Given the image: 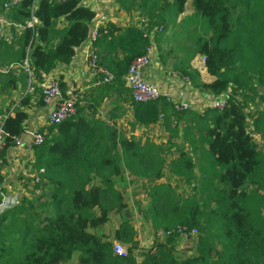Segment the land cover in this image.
Returning a JSON list of instances; mask_svg holds the SVG:
<instances>
[{
  "label": "trees",
  "instance_id": "16d2710c",
  "mask_svg": "<svg viewBox=\"0 0 264 264\" xmlns=\"http://www.w3.org/2000/svg\"><path fill=\"white\" fill-rule=\"evenodd\" d=\"M6 1L0 0V15L20 26H10L9 40L0 38V92L10 93L26 75L9 65L26 59L40 79L68 64L86 41L96 13L82 0H19L7 10ZM188 1L115 0L147 23L108 21L99 26L94 46L99 63L115 75L112 83L97 86L98 94L115 95L110 111L127 103L131 127L160 125L172 135L184 125L189 150L177 147L168 169L192 193L158 182L165 168L162 147L142 145L95 118L98 105L74 90V115L38 129L44 140L33 146L37 159L31 180L39 193L29 189L30 198L22 196L19 204L0 213V264H264V148L248 131L251 123L255 133L264 135V108L257 104L264 103V92H259L264 88V0H190V13ZM160 26L155 40L167 45L160 51L162 64L171 59V69L193 88L225 94L223 109L179 112L163 99L132 100L123 76L149 46L147 33ZM196 56L204 57L212 81L204 82L191 64ZM58 83L65 92L61 79ZM30 97L23 94L14 114L3 119L2 162L25 131L28 113L22 107ZM85 110L89 116L81 115ZM124 170L150 184L142 216L155 234L177 226L196 231L190 254H177L181 236L176 233L156 234L149 247H141L127 219L112 237L98 231L128 207L115 179ZM114 240L126 246L125 255L113 252Z\"/></svg>",
  "mask_w": 264,
  "mask_h": 264
},
{
  "label": "crops",
  "instance_id": "0c3cea01",
  "mask_svg": "<svg viewBox=\"0 0 264 264\" xmlns=\"http://www.w3.org/2000/svg\"><path fill=\"white\" fill-rule=\"evenodd\" d=\"M82 4L91 8L95 11L96 16L93 23L98 22L99 24H104L108 21L113 22L119 26H125L130 23L137 24L139 18L141 17L137 11H124L115 0H82ZM192 11L191 1L187 3V12ZM5 15V14H4ZM16 29L19 30L20 26H16ZM11 37L10 30L8 34L3 36L4 39L9 40ZM155 55L152 59V63L147 66L145 69V78L149 82L155 84L161 89H172L176 85L182 83V77L178 76L176 72L171 69V65L168 60L166 64H162L160 59V48L165 49V42L161 38L155 40ZM173 62V61H172ZM191 64L199 70L200 77L204 82H210L214 79L213 76L209 75L205 68L200 64V56H196ZM16 74H19V70L14 69ZM56 76L58 79L65 84L66 90L77 91L79 93H85L86 96L93 100L97 105L100 100V106H97L95 118L103 120L108 124H113L116 128L128 137H133L135 140L139 141L142 145H152L157 147H162L164 149V159H165V168L164 175L158 182H166L167 179L176 178L171 172H169L168 163L177 158V147L183 146L186 150H189L188 141L182 137V129L184 128L183 124L178 126L177 135H172L168 130L162 128L160 125H151L148 127L134 126L131 127V120L133 117L131 107L127 103L119 102V109L117 111H110L111 105L116 100L115 95L109 94H98V87L93 84V76L91 70L88 68L86 63V45L85 42L76 49L75 56L68 64H60L52 69L47 77ZM189 86L198 93L211 95L209 92L200 91L193 88L190 84ZM26 90V81H18L16 90L5 93L0 92V116L4 118L6 115L14 114L12 110L13 106L17 107L19 101ZM259 92H264V88L260 87ZM96 93L98 95V101L96 98ZM28 105L23 106L22 109L26 110L28 117L25 121V129H36L45 128L48 126L46 124V115H47V106L39 98V95H31ZM90 103H92L90 101ZM260 108H264V103L260 104ZM250 112L254 113V106L249 104ZM90 112L88 110L82 111L81 115L89 116ZM254 131V130H253ZM171 134V135H170ZM253 139L259 144L260 147L264 148V135L255 133ZM5 160L0 164L1 168V180H2V189L6 193L19 192L21 196L27 194L28 185H32L31 178L33 177L35 170L34 164L37 159V156L29 148L19 146L11 147L6 151L4 156ZM16 171V172H15ZM19 171V172H18ZM15 174V176H14ZM22 175L21 179L19 177ZM116 181H119L118 189H121L124 194V198L128 203L127 196L131 197L133 200L141 201L139 202V210L137 211V216H140L141 219L145 222V227H148L152 230L150 222L146 221L142 216V210L146 209L149 204V198L147 196V191L149 190V182L146 178H141L135 174L130 173L128 170H124L121 178H115ZM23 182H22V181ZM170 182V181H169ZM174 185L172 182H170ZM142 187L139 194L134 193L137 190V186ZM184 187L185 184H182ZM187 186V185H186ZM12 187L15 189L12 191ZM186 194L192 193L190 186H187ZM177 192L182 193L180 189H176ZM139 197L141 200H139ZM128 206V204H127ZM139 213V214H138ZM118 221L113 225H110L111 220L106 223L104 226L99 228V232L108 234L112 237L115 230L120 227V223L125 220L123 213L121 216H117ZM112 224V223H111ZM108 225V228L104 230V227ZM153 231V230H152ZM154 232V231H153ZM137 234V232H136ZM156 236V234H153ZM153 236V238H155ZM138 240V236L136 237ZM139 241V240H138ZM152 243L144 242L140 243L141 247H149L147 244ZM145 244V245H144ZM191 250L186 251V254H190ZM185 254V255H186Z\"/></svg>",
  "mask_w": 264,
  "mask_h": 264
},
{
  "label": "built area",
  "instance_id": "2783aa9c",
  "mask_svg": "<svg viewBox=\"0 0 264 264\" xmlns=\"http://www.w3.org/2000/svg\"><path fill=\"white\" fill-rule=\"evenodd\" d=\"M56 1H66V0H56ZM19 0H9L4 3V8L7 10L9 7L17 4ZM147 23L146 18H139L137 23L138 26H142ZM2 25H15L12 23L8 17L4 14L0 15V26ZM27 26H32L31 22L26 23ZM98 22L92 24L88 37L85 41L86 45V63L88 68L91 70L93 76V84L96 86H104L112 83L115 80V75L103 67L99 63L98 55L96 53V48L94 42L98 36L97 30L99 26ZM160 27H154L150 32L147 33L149 39V46L146 48L145 52L139 56L134 57L127 69L126 74L123 76L125 86L130 90L131 98L134 102L148 103L163 99L169 103L172 108L179 112H189L194 111L202 114L206 109L221 110L226 106L227 96L225 94L221 95H206L198 93L189 86V80L187 77H182V83L180 85L174 86L172 89H161L155 84L149 82L145 78V69L152 63V59L155 55V38L157 34L161 31ZM200 64L204 68V57L200 56ZM12 69L21 70L26 75V90L25 93L30 95H39V98L47 106L46 124L55 125L59 124L66 118L74 115L76 109L77 96L71 90H65L63 92L59 86L58 78L56 76H49L47 74H41V78L38 79L30 69L27 60H23L20 63L11 64L8 66ZM1 70V69H0ZM15 106H13L12 110ZM6 117V116H5ZM4 117V118H5ZM0 116V153L3 150L5 144V132L2 128L3 119ZM248 131L252 136H255L252 124L248 126ZM44 140V136L41 132L34 129H29L24 131L20 137L15 138V146H23L29 148L33 151V146L40 144ZM2 159L0 158V164ZM34 176V175H33ZM34 181H37L35 179ZM33 184V182H32ZM33 189V194H38L39 190L34 189L31 185L30 190ZM6 192L2 189L1 180V168H0V212L2 210L8 209L11 206L7 205ZM27 192L24 196L30 198V194ZM196 232L192 229L190 232L187 231L186 227L177 226L174 230L166 231L159 230L156 232L157 236L163 237L171 233H176L181 237L187 239L188 234ZM126 246L120 241H113V252L118 255L126 254Z\"/></svg>",
  "mask_w": 264,
  "mask_h": 264
},
{
  "label": "rangeland",
  "instance_id": "374dc122",
  "mask_svg": "<svg viewBox=\"0 0 264 264\" xmlns=\"http://www.w3.org/2000/svg\"><path fill=\"white\" fill-rule=\"evenodd\" d=\"M9 30H10V26H7V25L0 26V38H2L5 34H8ZM161 40H164V39H161ZM170 44L172 45L173 42H170ZM165 45H166V43H165ZM166 47H167V45L165 46V48ZM160 51L164 52V49L161 48ZM169 60H171V59H169ZM169 64H172V60L169 62ZM100 102L101 101L99 100L98 101V103H99L98 105L99 106H100ZM14 176H15V174H14ZM21 177H22V175L19 177V179H21ZM167 181L172 182L174 184L173 185L174 188L175 189H177V188L180 189V191L182 193H185L187 191L188 187L186 185L183 187L182 183H181V181L179 179L170 178V179H167ZM30 187H31V185H28L27 190ZM136 188H137V190L134 193L139 194L141 192V188L142 187H140V185H139ZM14 190L15 189L12 187V191H14ZM5 196H6L7 205L8 206L10 205L11 207L12 206H16L17 204H19V202L22 199V196H21V194L19 192H11V193L8 192V193L5 194ZM127 200H128V203H127L128 207L124 210L123 214H124L125 219L130 221L131 224L134 226V229L137 232L138 240L142 244L144 242H150L151 240L153 241L154 240V238H153L154 232L150 228L145 227V224H144L145 222L141 219L140 216L136 217L137 211L139 210V202H141V201L137 202L136 200H133L129 196H127ZM139 200H141L140 197H139ZM117 222H119L117 216L116 215H112L110 225H113L114 223H117ZM106 228H108V225L104 227V230H106ZM110 236H111V234H110ZM195 237H196V232L188 234L187 239H185L184 237H181V240H180L179 245L177 247V254L178 255H185L186 251L193 250V247H194V244H195ZM147 245L149 246L150 244L148 243Z\"/></svg>",
  "mask_w": 264,
  "mask_h": 264
},
{
  "label": "water",
  "instance_id": "95a60500",
  "mask_svg": "<svg viewBox=\"0 0 264 264\" xmlns=\"http://www.w3.org/2000/svg\"><path fill=\"white\" fill-rule=\"evenodd\" d=\"M48 194V193H47Z\"/></svg>",
  "mask_w": 264,
  "mask_h": 264
}]
</instances>
